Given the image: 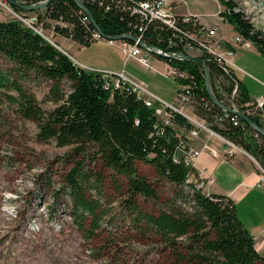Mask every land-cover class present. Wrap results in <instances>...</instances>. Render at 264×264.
<instances>
[{
	"label": "trees",
	"instance_id": "trees-1",
	"mask_svg": "<svg viewBox=\"0 0 264 264\" xmlns=\"http://www.w3.org/2000/svg\"><path fill=\"white\" fill-rule=\"evenodd\" d=\"M10 1L34 5L45 0ZM77 1L84 9L74 0H50L43 10L46 18L39 20L44 23L50 19L64 24L65 28L55 27V32L83 47L92 44L89 38L93 32H99L107 37H138L146 45L171 52L166 47L171 44L172 49L180 48L186 41L184 33L188 29L196 33L203 28L198 23L193 26L183 23L173 30L159 22L148 21L132 12L135 0ZM218 2L225 9L219 14L223 21L232 26L243 42L252 43L264 58L262 33L256 31L242 13L234 11L233 0ZM11 8L17 14L23 12L15 6ZM42 37L18 21L0 22V100L16 116L36 125L37 142L53 141L57 147H70L77 158L82 156L83 161L73 164L63 179L77 230L86 237L93 236L97 221L104 216L97 203L87 199L93 187L89 186L84 171V159L89 157L102 171L122 178L126 195L134 204L128 207L133 211L132 223L142 224L139 226L148 243L162 246L165 253L162 264H264V258L254 249L252 236L237 218L232 201L204 194L186 183L190 173L197 176L194 169L173 161L174 157L180 160L182 156L177 130L161 125L154 110L147 108L128 87L105 89L101 74L77 66ZM197 57L208 68L211 91L218 101H222L219 92L230 96L235 85L233 102L240 112H245V104L255 102L245 87L233 75L226 76L214 60L205 55ZM164 62L187 75L184 83L191 89L194 112L205 118L215 133L249 154L264 170L263 137L257 135L254 140L249 136L254 131L239 117L236 121L225 120L221 128L211 124L213 115L221 111L208 97L202 68L192 61ZM32 79L50 83L45 95L53 105L50 110H42L35 95L26 87ZM64 81L68 84L67 91L62 89ZM249 118L264 129L256 115ZM173 121L177 125L186 123L177 114ZM137 163L148 165L156 179L180 191L185 187L190 189L189 208L176 201L161 205L156 190L139 175ZM139 198L161 208L143 212L136 203ZM87 216L92 220L89 229L84 224Z\"/></svg>",
	"mask_w": 264,
	"mask_h": 264
},
{
	"label": "rangeland",
	"instance_id": "rangeland-1",
	"mask_svg": "<svg viewBox=\"0 0 264 264\" xmlns=\"http://www.w3.org/2000/svg\"><path fill=\"white\" fill-rule=\"evenodd\" d=\"M233 1L236 4L234 11L242 13L244 19L264 37V0ZM171 2L172 10L173 0ZM222 9L221 12L225 10L224 7ZM43 10L37 13L23 11L17 14L5 0H0V22L21 23L19 17L29 19L33 16L45 19ZM180 18L195 19L191 16ZM55 24V20L46 19L42 26L37 24L35 27L42 30L40 34L43 39H47H44L45 41L54 43L50 44L79 66L76 63L79 60L78 57L72 59L71 55L64 52L61 47L63 41L72 40L53 31L55 26L58 27ZM217 42L222 44L223 48L230 49L225 47L223 42ZM235 44L243 43L235 42ZM85 49L87 50L81 52L82 55L95 59L100 67H116L117 63L122 61L118 50L108 44L93 43ZM192 55L197 57L204 54L194 51ZM233 56H227L228 60L225 59L230 75H233L231 63ZM125 61L128 60L125 59ZM1 66L3 67V64ZM257 66L262 71L261 75L257 74L258 99L259 96L264 95V66ZM120 72L124 71L117 73ZM62 84L63 91H67V82L64 81ZM214 84L218 89V82ZM26 85L35 95L42 110L48 111L52 108V103L45 98L49 82L32 79ZM205 107L207 108L206 105ZM194 108L195 105L189 107L188 111H194ZM36 132L34 123L16 116L0 100V264H162L165 257V253L161 250L162 246L148 243L142 232V224L135 226L132 223L133 211L128 207L134 204L126 195L122 178L113 176L109 171H102L101 166L89 157L84 159L86 160L84 171L89 179V186L93 187H90L87 199L95 201L100 213L104 216L97 221L93 236L86 237L77 230L73 222V207L63 179L72 165L83 161V158L72 155L70 147H57L53 141L37 142ZM254 133L249 136L257 140L258 134ZM201 135L204 136V134ZM211 142L212 145L215 143L213 140ZM136 167L139 175L156 190L161 205L176 201L184 203L185 207L189 208L192 194L190 189L185 187L183 191H180L165 181L156 179L151 167L146 164L137 163ZM257 169L258 184L264 190L260 182L258 166ZM136 203L143 212L161 208L141 198ZM91 223L92 220L87 216L85 228H91Z\"/></svg>",
	"mask_w": 264,
	"mask_h": 264
},
{
	"label": "built area",
	"instance_id": "built-area-1",
	"mask_svg": "<svg viewBox=\"0 0 264 264\" xmlns=\"http://www.w3.org/2000/svg\"><path fill=\"white\" fill-rule=\"evenodd\" d=\"M135 2L136 3L132 7L133 13H137L148 21L159 22L168 29L177 30V25H182L183 23H189L192 26L197 24L195 19L191 18L190 20L189 18H180L173 15L171 11V0H135ZM19 20L23 26L38 33L42 32L41 29L35 27L37 24L41 26L43 24L38 18L34 16L29 19L19 17ZM55 25H58L59 28H65L64 24L59 22H56ZM55 27L52 29L53 31H55ZM184 35L186 41L180 44V48L172 49L173 47L171 48L170 44L166 49L171 50V52H165L160 48H155L154 51L157 54H181L193 57H196V55H192V53L198 51L201 54H204L207 59L211 58L214 60L218 67L223 70L225 75L230 77L228 72L229 67L226 66V60H228V57L233 56V50L225 49L222 47V44L220 45L219 42L213 40L214 30L200 28L194 33L188 29ZM44 39L47 40L46 38ZM89 39L91 43L102 42L118 47L126 60H133L148 71L152 70L153 61L156 58L158 59L157 56L152 54L153 49L151 46L146 44L140 45L138 41L133 43L106 41L101 37L99 32H93ZM137 39L139 40L138 37ZM212 41L214 43H211ZM235 42L244 43L238 36L236 37ZM176 61H183V59L176 56ZM181 71L182 70L167 63L165 77L169 78L177 88L172 101L169 102L162 100L160 97L152 93L145 85L128 77L124 72H93L101 74L105 89H120L123 86L128 87L137 98L144 102L147 108H152L154 110V115L158 118L161 125L170 126L177 130V134L180 135L179 148L182 151V156L180 160L177 157H174L173 161L175 163L181 162L184 167L195 170V165L203 154H208L211 157H218L219 147L212 145V140L216 144H220L221 147H226L223 150L226 157H231L238 151L243 152L242 149L235 144L215 133L205 119L200 118L194 111H188V108L191 106L193 107L195 104L192 99L190 87L184 83L188 77ZM236 90L237 86L234 85L230 96L219 93L222 98V101L219 102L233 111L240 112L233 102ZM263 105L264 98L258 99L254 104H245V112L241 113L247 116L256 115L258 121L264 125ZM220 111V114H217V116L213 115V118L211 119V124L216 125L219 128L223 127L225 120L236 121V119H238L236 114L225 110ZM175 114L186 120V123L181 125L173 123ZM201 134H204V136L202 137ZM198 142H200V144H197ZM257 166L260 170V182L264 186V170L259 165ZM196 176L197 177H195V174L190 173L186 179V183L192 184L194 189L202 192L205 187L213 185L214 180L206 170L196 171Z\"/></svg>",
	"mask_w": 264,
	"mask_h": 264
},
{
	"label": "crops",
	"instance_id": "crops-1",
	"mask_svg": "<svg viewBox=\"0 0 264 264\" xmlns=\"http://www.w3.org/2000/svg\"><path fill=\"white\" fill-rule=\"evenodd\" d=\"M222 8L217 0H173L171 11L177 17L191 16L204 27L214 29L213 39L223 42L225 47L233 50L234 56L231 60L233 76L256 102L264 97L259 96L257 99V74H262L257 65L264 66V58L250 42L235 44L236 32L219 16ZM61 47L72 59L78 57L76 63L86 70L116 73L124 71L128 77L145 85L162 100L169 102L174 97L177 88L171 80L164 77L167 71V63L164 60L156 58L152 70L148 71L133 60L125 61L119 48L113 46L118 50L122 61H119L116 67L106 68L97 65L95 59L82 55L81 52L87 50L86 47L69 40L63 41ZM213 145L219 147L218 157L203 154L195 165L197 171L206 170L214 180L213 185L205 187L202 193L222 196L232 201L237 218L253 238L255 251L264 258V190L258 184L257 163L244 151L226 157L223 153L226 147L216 143Z\"/></svg>",
	"mask_w": 264,
	"mask_h": 264
},
{
	"label": "water",
	"instance_id": "water-1",
	"mask_svg": "<svg viewBox=\"0 0 264 264\" xmlns=\"http://www.w3.org/2000/svg\"><path fill=\"white\" fill-rule=\"evenodd\" d=\"M10 6H15L19 9H21L22 11H26V12H35V11H39V10H43L46 8L47 4L49 3L50 0H45L42 3L38 4V5H22L10 0H5ZM80 8L84 9L82 7V5L79 4V2L77 0H74ZM98 30V29H97ZM99 31V30H98ZM116 40H122V39H128L130 41H138V43L140 45H144L145 43H143V41L138 40L135 37H131V36H118L115 38ZM151 48L153 49L152 54L157 56L160 59H163L165 61H173L176 60V56H179L183 59V61H192L195 62L196 64H198L201 68L202 71L204 73V86L205 89L207 91L208 97L210 99V101L216 106L218 107L220 110H225L227 112L236 114L240 119H242L251 130H253L254 132H256L258 135H260L261 137L264 138V129L259 127L258 125H256V123L254 121H252L250 118H248L247 116H245L244 114L238 112V111H233L227 107H225L224 105H222L217 98H215L211 92V80H210V75H209V71L208 68L205 64V62L198 58V57H193V56H188V55H181V54H175V55H164V54H157L154 49L155 47L151 46ZM263 109H264V105H263Z\"/></svg>",
	"mask_w": 264,
	"mask_h": 264
},
{
	"label": "bare ground",
	"instance_id": "bare-ground-1",
	"mask_svg": "<svg viewBox=\"0 0 264 264\" xmlns=\"http://www.w3.org/2000/svg\"><path fill=\"white\" fill-rule=\"evenodd\" d=\"M34 31V30H33ZM35 33H37V34H39L40 36H42L40 33H38V32H36V31H34ZM101 35V37L103 38V39H105L106 41H127L128 39H122V40H116L115 38L116 37H107V36H104V35H102V33L100 34ZM102 43V42H101ZM93 44V43H92ZM105 44H107V43H105ZM109 45V44H108ZM163 60V59H162ZM165 61V60H164ZM241 113V112H240ZM243 114V113H242ZM245 115V114H244ZM245 116H247V115H245ZM248 118H249V116H247Z\"/></svg>",
	"mask_w": 264,
	"mask_h": 264
}]
</instances>
